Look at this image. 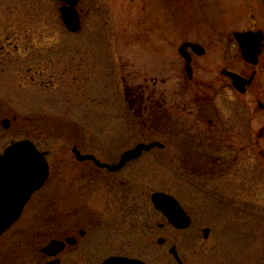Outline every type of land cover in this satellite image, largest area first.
I'll use <instances>...</instances> for the list:
<instances>
[{"label":"rangeland","instance_id":"1","mask_svg":"<svg viewBox=\"0 0 264 264\" xmlns=\"http://www.w3.org/2000/svg\"><path fill=\"white\" fill-rule=\"evenodd\" d=\"M170 1L135 0L132 4L130 0H80L82 28L72 34L60 21L58 0H0V152L12 142L33 138L36 129L45 135L42 148L49 142L58 147L59 141H73L78 135L90 140L94 150H121L144 140L149 125L140 120L147 112L139 118L137 101L153 92V101L165 107L164 95L181 80L184 69L178 47L182 41H198L205 47V55L195 58V75L204 82L213 80L218 91L216 95L213 91V113L221 119L245 114L251 120L249 197L237 192L242 195L237 194L233 203L199 201L195 205L205 207V212L192 217L186 230H159L157 223L162 219L144 192L163 188L181 198L183 177L180 138H175L170 148L165 136L158 137L166 147L144 155L133 170L141 194L133 217L124 210L119 212L117 223L108 218L106 201H81L77 196L74 201L63 200L62 196H69V181L59 182L52 168L48 181L32 196L19 221L0 236V264H43L40 248L58 238L70 223L78 222V228L96 235L93 246L84 243L67 249L62 264H100L108 254L118 252L148 264H177L167 261V249L157 243L164 235L176 244L183 264H264V161L258 156L264 149V135L257 137L264 129V50L253 69V85L244 96L225 87L219 78V70L225 66L250 73L239 53L238 57L234 54L238 46L231 36L234 31L248 29L264 32V0H182V5ZM169 18L171 22H167ZM78 65L81 68L73 72ZM152 65L153 70L149 69ZM87 66L92 70L91 84L81 80ZM27 67L29 72L38 69L44 76L56 72L53 84L47 87L27 82ZM165 78L169 81L163 85ZM139 91L141 98H134ZM242 102L248 103L247 108ZM46 112L49 114L44 115ZM4 119L10 120L8 128L2 125ZM235 145L239 147L236 140ZM53 163L51 157L50 165ZM234 187L239 190L238 183ZM244 204L246 212L241 211ZM69 210L71 218L66 213ZM146 223L152 228H146ZM204 227L210 228L208 239L202 237Z\"/></svg>","mask_w":264,"mask_h":264},{"label":"flooded vegetation","instance_id":"2","mask_svg":"<svg viewBox=\"0 0 264 264\" xmlns=\"http://www.w3.org/2000/svg\"><path fill=\"white\" fill-rule=\"evenodd\" d=\"M130 1L132 4L135 3V0ZM141 1H143V3L147 2V0ZM180 1L182 0H177L178 4L182 5L183 3ZM153 3L154 1H152V4ZM61 4L62 3L60 2L59 6ZM80 5L79 0L76 9L82 21V10L79 8ZM171 20L172 19L169 18L167 22H171ZM168 30L171 33L170 23ZM169 38H171V35H169ZM232 40L234 41L233 37ZM195 42L198 43V41ZM185 43H187V41H182L178 47V52L183 59L184 66V69L180 74L181 80L174 85V89L172 88L173 91L170 89V92L165 93L164 97L166 106L162 107L157 101H153V92L147 99L139 96L141 93L140 91L133 96L134 98L136 97V99L137 97L141 98H138L139 100L135 105V112L139 118L143 116V112H147L146 118L140 120L143 125H149L143 133V136L147 140L146 142L151 141V137H154V140H158L157 138L162 136H165L168 139V147L170 148L175 142V138L179 137L181 142V175L183 177L182 197L180 198L177 194L163 188H153L144 192L146 200L151 205L154 213L162 219V222L157 223V228L162 231L166 230L167 233L168 231L182 232V230L174 228L168 223L162 213L153 207L151 195L154 192H162L175 196L186 215L192 218L194 216H200L205 212V207L195 205L199 201H206L208 203H233L238 200L237 194L242 195L237 192L244 193L246 197H249L247 193L251 191L250 175L253 171V164L251 162V120L245 117V114L237 115V113H235L232 115L234 117L221 119V117H218V114L213 113L216 111L214 106V96L218 92L217 89L214 90L213 88V80L204 82L195 75V69L197 68L195 58L203 57L204 55L197 56L190 47H186L183 51L180 50V47L184 46ZM32 52L34 54L36 51L33 50ZM238 53L240 56L239 50L238 52L234 51V54H236L237 57ZM37 54H40V52H37ZM184 55H188L190 60L189 63H187V59ZM240 59L245 66L251 70L250 73L237 72L235 69H230L225 66L219 70V78L225 82V87L240 96H244L253 85L256 73L253 76L251 84L246 87L244 93L238 92L232 86V80L227 73H238L242 78L249 80L255 71L253 69L256 66L244 61L241 56ZM151 67H149V69L153 70L154 65ZM186 67H190L191 72H188ZM79 68H81V66H75L73 72H75L74 69L77 70ZM29 70L30 68L27 67L26 74L28 75L30 73V78L29 80H26L27 82H37L39 85H47V87L53 84V80L55 79L54 73L56 72L52 74L47 73L44 76L42 75V72L38 71V69L34 71L31 70V72H29ZM83 72L86 73L85 78L81 79L82 77H80V79L82 82L90 81L88 83L91 84V67H85ZM22 77L24 78L23 75ZM168 81L169 78H165L161 83L164 85L167 84ZM15 82L17 83V81ZM153 83L156 85L157 82L153 80ZM20 84L24 87L22 83ZM155 87L156 86H153L151 89L154 91ZM213 91L215 92V95L213 94ZM242 103V105L247 108L248 103ZM258 106L262 107L261 103H258ZM48 114L49 113L47 112L44 113V115ZM15 119L16 118L13 117V120ZM9 126L10 120L8 119V127ZM257 134L258 138H262L264 135V129H261ZM43 137H45V135L42 131L40 132L36 129V135L31 138V140L40 151L45 152L46 154V159L49 164V176L46 182L50 177V169L52 168L55 171L59 182L69 181V196H62L63 200L74 201L77 196L76 198L81 201H106L108 203V208L105 211L108 213V218L109 216L110 218H115L117 223L119 212H123L124 210L129 216L133 217L135 210L139 208L138 199L141 197V194L139 193V184L136 182L138 175L133 170L137 165L136 161L140 160L148 153H154L152 150L155 148L142 152L136 159L130 160L120 169L112 171L107 167L100 166V164H107L110 166L118 164L121 156L126 151L133 149L136 143L133 146L123 147L121 150L116 147L110 149L98 147L97 150H94L96 147L95 145L90 144V140L88 142V140L85 139V136L78 135L73 141H71V139L59 141L58 147H51L49 142L43 145L45 148H42L40 144L42 143ZM59 139L61 138L59 137ZM235 140L238 142L239 147L235 145ZM63 141H66L68 145H62ZM248 146L250 147V153L246 150ZM245 151L247 153H245ZM258 156L264 161V149H261L258 152ZM51 157L54 158L53 166L50 165ZM83 157L88 158L83 159ZM169 158L171 160L173 159L171 151L169 153ZM257 163L262 167L261 161H257ZM255 169L256 167L254 170ZM247 178L250 180H247ZM236 183H238L239 190L234 187ZM223 185L225 187H223ZM228 186L231 187L226 189ZM62 192L63 190L61 189L60 193ZM244 200L247 202L246 198H244ZM245 205L247 204H244L241 211H248L247 206ZM208 207L210 208V206ZM66 213L69 218L73 217L72 211L69 210ZM108 218H106V223H109ZM59 223L60 226L63 227L64 222L61 218L59 219ZM80 224L81 222L70 223V228L60 231L59 236H57L58 238L52 239L58 241V245L61 246V250L55 252L54 256H47L48 254L42 249L45 245L40 248L41 256L44 258L43 264L48 262L62 264V255L67 249L77 247L84 243V245L87 244V247L93 246V241L95 240L96 235L94 236V234L92 235V233L88 232H93L92 230L78 228V225ZM134 224L135 222L133 221L132 225ZM145 227L151 229L152 225L146 223ZM86 237L89 238L83 242V239ZM158 239L160 240L157 242L158 245L167 249V261H175L172 254L169 253L170 248L176 246V244L170 240V236L164 235L160 236ZM111 256L141 259L129 253L118 252L108 254L101 260L100 264ZM141 260L148 264L145 260Z\"/></svg>","mask_w":264,"mask_h":264},{"label":"water","instance_id":"3","mask_svg":"<svg viewBox=\"0 0 264 264\" xmlns=\"http://www.w3.org/2000/svg\"><path fill=\"white\" fill-rule=\"evenodd\" d=\"M65 6L60 7V13L63 23L71 32H77L80 29V19L75 9L78 0H61ZM242 58L252 64L257 65L258 57L261 54V42L264 34L261 30L236 31L233 33ZM190 46L196 54H204V48L198 44L188 43L181 47L183 51ZM189 63V57L185 55ZM190 72V68L187 67ZM232 80V85L240 92L244 93L246 85H250L254 73L249 80H246L237 74L227 73ZM4 127H8V121L3 122ZM162 148L159 142L149 144L140 143L134 149L125 152L119 163L114 166L100 164L109 170L120 169L126 162L137 158L143 151L153 147ZM91 158L90 156H88ZM83 157V159L88 158ZM48 177V163L45 154L38 151L35 145L27 140L12 143L3 153H0V235L4 233L20 217L26 203L32 194L39 190ZM154 207L160 211L168 222L178 229H185L190 224V218L180 207L178 201L172 196L156 192L151 197ZM209 229L203 230V237L207 238ZM58 241H51L43 251L49 255L55 254L61 250ZM178 264H182L176 248L170 249ZM53 264V263H47ZM102 264H145L140 260L128 259L123 257H111Z\"/></svg>","mask_w":264,"mask_h":264}]
</instances>
